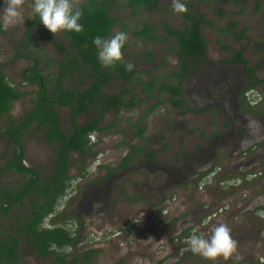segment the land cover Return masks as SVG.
<instances>
[{
    "label": "rangeland",
    "instance_id": "obj_1",
    "mask_svg": "<svg viewBox=\"0 0 264 264\" xmlns=\"http://www.w3.org/2000/svg\"><path fill=\"white\" fill-rule=\"evenodd\" d=\"M260 1V10L255 12V0H233L227 4L225 3V5L216 0H182V2L190 6L189 12L203 13L210 22L202 26L208 57L214 62H220V60L230 55L228 48L237 50L241 45L245 47L246 65L248 68L254 69L256 80L264 79V0ZM125 3L126 0H112L110 13L117 18V23L107 38H110L118 31L127 33L128 39L122 49L123 63L133 64L137 72L134 75V80L126 86L131 88L133 94L140 102L131 110L124 109L120 111L115 117L110 113L105 114L104 124L109 123L114 118L116 120V128L121 130L124 135L121 136L122 138L117 139L101 138L96 148L99 151H103L104 156L106 155L105 162L109 166L116 167L115 177L112 181L113 188L122 186L128 189V186L130 187L132 184H135L136 188H138L137 177L140 176L145 180V186H149L151 191L155 190L154 195H160V197L156 196V198H159L158 200L162 202L155 207H151L149 211L146 207L156 204L155 201L157 200L149 199L147 202L127 203L126 200L122 199L121 202L118 201L113 205L116 188L115 191L110 188L109 199L108 197L106 198V203L101 206V211L92 216H84L81 219L83 225L79 224V218L70 216L68 213V216H66L64 209L67 203L62 201L58 202L56 212L61 213L63 211L64 213L59 216V220H55L50 226L65 222V226L72 232L77 230V241L73 246L64 250L77 258V264H264V217L258 216L256 213V208H258V211L264 209L262 207L264 202H261L263 201L261 200L260 203H252L256 196L264 191V185L262 186L263 177L262 175H257L249 183L245 182V180L241 181V179L238 181L242 177V173L239 172L238 168L232 167L236 164V160L243 157L242 149L245 147L240 148L234 154V157L233 155L229 156V152L232 150L231 146H224V149L216 147L220 156L219 158H214V160L212 159L210 165L212 166L214 162L215 165H221L228 172L227 174L222 173L220 178V181L224 179L223 185L219 182L217 186L218 181H212V183L205 181V185L201 189H195L192 185H183L186 181L183 178H180L176 183L177 187L169 189L164 185L165 176L163 172H161L162 174L159 177L158 175L154 177L155 174L160 172H154L153 176H151L143 168L130 170L128 167L122 169L119 166L120 160L123 158L122 155L127 151V147L124 144H121L120 148L115 146L121 142L120 140L125 143L126 139L129 138L131 131L129 125L132 122H139L146 126V138H150V143L146 147L163 149L162 154L168 160L158 164L167 167L172 172L176 171L178 167L180 168V164L177 161L178 153L187 148L177 142L180 134L183 133L182 136H186V134L185 131L181 132L178 124H176L181 116H178V112L175 109L164 103L158 105L153 111H149L158 99L165 100L168 94L164 93L159 98L153 96L145 98L144 95L146 93L142 84V82H148L153 79L156 90L162 82L175 83L171 77H173V73H177L179 64L174 52L176 43L174 37L167 36L164 25H168L173 29L182 28L184 25L182 14L173 12L171 0H157L150 11L143 7L133 10L127 7ZM3 7L4 0H0V9ZM23 15L25 18L23 24L9 26L7 30H5L2 19H0V69L6 75L7 81L22 92L20 99L13 102L10 111V114L15 119L30 107V103L36 97L38 89L36 84L25 82L22 79L23 70L33 63L27 57L34 56L35 51H32L33 48L16 51L17 42L23 34L24 24L33 15L32 4L28 0H25L23 5ZM0 16H2V13H0ZM231 21L237 23V30L241 27H247L246 39L240 44L236 43L233 37L224 31L228 22ZM145 22L155 27V39L150 40L135 35V32L141 30ZM42 35L41 26H36L34 28V38L39 44L42 54L49 62V67L45 62L41 64L44 68L43 74L46 75L55 70L54 64L61 58V51L46 41ZM52 37L64 49L73 53L72 50L68 49V43L63 36V31L58 32L56 36L52 34ZM24 55L27 57H24ZM149 56L151 60L148 59ZM234 68L241 69V66ZM89 80V77L85 74L71 75L66 86L72 89H83ZM122 84V82L114 80L104 90V93H117L123 88ZM257 88L259 90L255 89L256 97L264 96V81L260 82ZM263 107L264 105L256 108L258 109L257 117L262 114L260 112L264 113ZM89 115H91V112L82 114L77 119L78 123L88 120ZM60 116L64 131H70L68 109H62ZM205 118L206 116L203 119L202 117H196L193 120L194 122L191 121V126L187 128H194L196 131L194 136L188 139L187 143L191 145L198 144L200 142L198 141V134L201 130L203 131L202 136H206L210 129L217 132L219 125H215V123L220 122L222 119H215L214 123L209 120L211 124H209V128ZM248 119L257 121L254 118ZM202 121L203 123H201ZM5 122L6 116L1 117L0 131L4 129ZM170 124L174 126L173 129L169 128ZM157 134H161L163 138H158ZM247 137L246 140H249ZM242 139L245 140L243 135ZM24 140L26 164L36 163L40 165L43 170V177H46L50 171L48 165L52 158L51 149L42 141V135L33 131H30ZM132 140L133 138H129V141ZM133 141L136 143L137 140L134 139ZM6 143V138H0V167L6 160L4 157V152L7 151H5ZM253 144L254 142L247 147V149L252 147L247 151V160L251 162L249 167L253 169L252 172L258 173L263 171L260 163L264 162V154H259L254 159L253 154L257 153V148ZM261 145L264 149V141L261 142ZM172 158H175L176 162L169 160ZM136 159L137 157L132 158L130 166H136ZM174 163L177 166L174 167ZM160 167L158 168L161 169ZM136 171L139 173L138 176H135ZM77 174V168L72 162L70 175L77 176ZM99 175L100 173L96 176ZM96 176H89L85 184H91L89 183L90 180ZM7 181L19 182V177H0V185L5 184ZM229 181L236 184H229ZM71 182L74 183L73 181ZM161 183H163V187H160ZM131 195L135 198H149L146 195L136 194L132 191ZM168 195L170 198L165 199ZM70 203L73 204L72 202ZM221 206L226 208L221 213H218L214 219H211L210 223L206 225L203 222L202 224L203 219L210 212L217 210ZM60 207L62 209H59ZM51 218L53 216L49 220ZM186 220L189 221L187 224L189 230L183 233L182 230L185 228L178 229V225H185ZM12 222V216L4 217L1 220L0 224L4 232L10 231ZM221 223L226 224L230 228L233 239L238 242L236 252L229 259L225 260L221 256L215 261H208L199 255H192L190 251L185 250L187 247L183 248L185 238L190 233L195 232L207 238L210 235L209 229L211 226ZM21 245L23 247L21 250L24 251L22 256L25 257L21 264H53L51 258L39 259L34 257L29 249L24 247L25 243L23 240ZM180 245L182 247H179ZM85 256L90 258L86 259ZM71 260L72 258L67 259L68 262Z\"/></svg>",
    "mask_w": 264,
    "mask_h": 264
},
{
    "label": "trees",
    "instance_id": "obj_2",
    "mask_svg": "<svg viewBox=\"0 0 264 264\" xmlns=\"http://www.w3.org/2000/svg\"><path fill=\"white\" fill-rule=\"evenodd\" d=\"M31 4L33 0H28ZM157 0H126V6L133 10L143 7L150 11L153 9ZM188 11L182 14L184 25L180 29H173L164 25L167 36L174 37L176 43L175 54L179 57L183 70L192 69L195 63L200 66L208 62L205 58L206 40L202 34V26L210 22L203 13L189 12L190 6L186 4ZM112 0H81L78 7L82 10L83 16L80 23L84 26L81 33L63 31V36L67 40L70 50L69 53L64 47L53 39L52 33L48 31L39 17L35 16L24 24L23 34L17 42L16 51L28 50L33 48L35 55L27 57L33 62L22 72V79L25 82L34 83L38 89L36 97L32 99V106L25 110L21 116L14 118L11 114V108L14 101L20 99L22 92L17 90L7 81L6 75L0 69V118L6 116L5 127L0 131V138H7L5 147V162L0 167L2 175L18 173L22 175L19 181V188L5 187L0 188V216H11L15 205L22 208L24 199L29 195L30 208L27 209L25 217L21 223H18L12 232H4L0 224V264H20L19 245L21 239L26 247L32 250L39 258L50 257L53 264H77L75 256L64 251L67 247L73 246L77 241V230L72 232L65 226V222L57 223L53 226H43V221L51 215L56 208L58 200L64 195L72 176L68 173L70 152H76L82 159L85 155L94 156L97 152H91L93 145L88 143V133L93 130H100L97 125L99 118L93 115V119L88 120L81 125H77L74 118L78 114L92 107L94 112L100 109L102 112L119 111L121 107L132 109L137 105L138 100L134 98H125V94L131 89L124 87L117 94L102 93L104 88L114 79L131 81L136 74L135 68L127 71L123 62H117L114 67L104 68L97 59V49L93 45V37L99 35L107 38L112 28L117 23V18L111 15L110 8ZM260 7L259 0H255L254 11L257 12ZM40 25L42 37L54 45L62 52V58L55 62V70L44 75L41 63L45 62L49 67L47 58L42 54L41 48L34 38V28ZM1 30V24H0ZM155 27L149 23H143L141 30L135 32V35L142 38L153 40ZM224 31H227L225 29ZM246 29H240L232 32L236 41L245 37ZM235 57L233 61L247 64L243 57V49L233 50ZM19 54V52H18ZM21 55V54H20ZM151 60V57H148ZM253 68H247L248 76L253 82L247 88H253L256 83L263 80H255ZM89 74V82L83 89H70L64 87V81L68 73ZM116 77H113V76ZM183 74L173 73V76L182 77ZM148 84V83H147ZM153 81L149 82L146 91H151ZM167 92L166 100H158L152 105L149 111L163 103L169 102L173 107L184 106V100L181 97L178 85L163 82L159 89L150 94L159 96L161 92ZM149 95V93H148ZM55 104L62 108H70V121L72 130L66 136L59 128V116L54 110ZM113 122L108 125L111 127ZM33 129L36 132L43 133V140L54 149V171L46 178H41L40 173L32 168L23 165L25 148L22 138L26 130ZM138 127V124H134ZM140 134V131L137 132ZM137 151H140L138 149ZM246 151H249L247 149ZM129 159L126 156L123 164ZM264 170V162L260 163ZM81 175L85 173L82 169ZM252 172V170L250 171ZM264 178V175H262ZM59 220V216L51 219V223ZM189 230L186 229L183 233ZM179 247H182L181 245ZM187 247L186 244L183 248ZM192 254V253H191ZM194 255V254H192ZM68 258H72L70 262ZM89 259V256H85Z\"/></svg>",
    "mask_w": 264,
    "mask_h": 264
},
{
    "label": "flooded vegetation",
    "instance_id": "obj_3",
    "mask_svg": "<svg viewBox=\"0 0 264 264\" xmlns=\"http://www.w3.org/2000/svg\"><path fill=\"white\" fill-rule=\"evenodd\" d=\"M216 1H219L221 2V4L225 5V3L227 4L228 2H231L233 0H216ZM259 2L261 1L259 0ZM259 10H260V7H259ZM236 27H237L236 22L234 21L228 22L227 27H226L227 29L226 32L229 33L233 37L236 43L240 44L246 39V33H247L246 28L247 27L245 26V27H241L238 29V30L244 29V28L246 29L245 37L243 39H240L239 41H236L235 37L232 35V32L238 31ZM241 48L243 49V57L245 58L244 56L245 47L240 45L237 50H240ZM68 49H70L69 45H68ZM228 49L230 51V55L227 58L220 60V62H214L213 60H211V58L208 57L207 47H206L205 58L208 60V62L203 63L200 66L198 65V63H195L192 69L187 68L183 70L180 64L179 57L177 58L179 62L177 66V69H178L177 73L183 74V75L181 78L179 76H173L171 78L172 80L175 81L174 85H178L180 88L181 97L184 100V106L175 108L167 101H164L163 103L159 105H162L164 103L169 104L171 108L175 109L178 112V116H181L180 120L176 122V124H178V128L181 130V132L185 131L186 136H182L183 133L180 134L177 138V142L179 145H184V147H187V148L183 150L182 152L180 151L178 153L177 161H178V164H180L179 165L180 168L178 167L176 171L172 172L167 167H163L161 164H158L159 162L160 163L163 161L166 162L168 160V158L166 159L165 156H163L162 154L163 149L161 150L160 148L158 149L156 147L149 148L150 146L146 147L147 144L150 143V138L149 139L146 138V134H145L146 126L140 124L139 122H132L129 125L130 130H131L129 138L130 139L133 138V140L134 139L137 140L136 143L133 140L129 141V138H127L125 143L122 142V140H120L121 142H119L115 146L116 148H120L121 144H124V146L127 147V151H125V153L122 155L123 158H121L120 164H119V166L122 169H125L128 167V169L130 170L131 169L139 170L140 168H143L151 176H153L154 172H160V173L155 174L154 177L156 175H158L159 177L162 174L161 172H163L165 176L163 180L165 181L164 185L169 189L170 188L174 189L173 187H177L178 185H176V183L180 180V178H183L184 180H186L183 185L185 186L192 185L195 189H199V188L201 189L204 186L201 184V182L208 175L211 176L210 183H212V181L214 182L218 181L216 184L217 186L219 182L223 185L224 179L220 181V178L222 176V173L227 174L228 171L224 170L221 165H215L213 162L211 166L210 163L212 159L214 160V158H219L220 156L218 152L219 150L216 149V147H218L219 149H224V146L229 145L232 147V150L229 152V156L233 155V157H234V154L238 152L240 148L245 147L244 149H242L243 157L241 159L236 160V164L233 165L232 167L238 168L239 172L242 173V176H244L246 172H250L251 170H253L251 167H249L251 162L247 160L248 153L246 150H247V147L254 142L253 145L256 146L257 148L256 150L257 153L253 154L254 159L257 158L259 154L264 153V149L262 148V145H261V142L264 141L263 139L264 138L263 137L264 136V113L260 112L262 114H260L258 117L256 115L257 110H258L256 108L257 107L259 108L264 105V96L260 95L259 97H255L254 100H249L246 97V93L248 92V90H253V89L259 90V88L257 87L260 85V83H256L253 88H247L248 85H250L253 82V79H251L248 76V72H247L248 67L244 63L233 61L235 54L231 48H228ZM61 58H62V52H61ZM236 66H241V69L234 68ZM41 67H43V65H41ZM75 74H79V73L77 72L73 74L71 72L68 73L64 81V87H67L66 83L68 79L70 78V76L75 75ZM86 75L89 77V74H86ZM253 75H254V70H253ZM113 77H116V76L114 75ZM134 78L135 77H133V79L128 82L126 81L124 82V80H120V79H114V80L122 82L123 88L126 87V88L131 89L130 87H127L126 85L131 83L134 80ZM254 79L256 80V78ZM114 80H112L110 84ZM150 81H153V84H154L153 79L149 80L148 82H142L144 91L146 93L144 95L145 98L146 97L148 98L149 96L159 98L164 93L168 94L167 92L164 91V92H161L159 96L150 95L156 92L161 86V84L163 83L162 82L156 90H155V84H154L152 87V90L147 92L145 88L149 87ZM107 88H104L102 90V93H104V90ZM123 88H121L120 91H122ZM117 93H113V94H117ZM148 93L150 94L148 95ZM124 96L127 99L133 96L132 98L134 99L132 100H137L132 90L131 92L128 91ZM138 102H140L139 99H138ZM31 106H32V102L30 103V107ZM157 106L155 108H157ZM62 109H68V121L70 124V131L68 132L64 131L62 124H61L60 111ZM124 109L131 110L126 107H121L120 110L116 112H113V111L102 112L100 109H98L97 112H94L93 108L89 107L74 118L75 123L79 126L82 123H85L88 120L93 119V115H94L97 118H99V122L97 125L100 127V130H93L90 133H88V143L89 145H93L91 152H95V151L97 152L94 156L85 155V157L81 159L76 152H73V151L70 152V156H69L70 164L68 167L69 168L68 173L70 174V168L72 166V162H74V165L77 168L78 174L77 176L71 175L72 178L69 180V185L66 188L64 195L58 200V202L66 201L67 204L64 209L66 216L70 214V216L79 218L78 222L80 225H83V222L81 221V219L84 216H92L96 214L97 212L101 211L100 210L101 206L104 203H106V198L108 197L109 199L108 193L110 194V188L112 191L113 190L115 191L116 187L113 188L112 181L115 177L116 167L109 166L107 162H105L106 155L104 156L103 151L97 150L96 147L99 144V141L101 138L103 139L122 138L121 136H123L124 134L122 133L121 130L116 128V123H115L116 120L112 118V120L109 123L104 124V116L105 114L110 113L115 117L116 115H118L120 111ZM54 110L57 112L59 119H60L59 120L60 130L66 136H68L72 130V125L70 121V108L69 107L62 108L55 104ZM23 112L19 116H21ZM88 112L89 113L91 112V115H89L90 116L89 119L88 120L86 119L85 121L79 124L77 119L80 118L82 114L88 113ZM204 116H206L205 118L207 120L206 124H208L209 128L211 125L209 120L212 121V123H214L215 119L216 120L222 119L220 122L215 123V125L217 124L219 125L217 132L212 131L210 129L206 136H202L203 131L201 130L200 133L198 134V141H200L198 144L191 145L187 143L188 139H190V137L192 138L196 131L194 130V128H187V127L191 126V121H193L196 117H202L203 119ZM248 118H254L257 121H252L251 119H248ZM112 122H113V125L111 127H108V125ZM135 123L138 124V127L134 126ZM201 123H203V121ZM169 128L173 129L174 126L170 124ZM30 131H33L34 133H37V134H41L42 141L52 151V158L49 161V165H48L50 167L49 168L50 171L48 172L46 176L47 178L54 171V165H53L54 149L47 142L43 140V136H44L43 133L36 132L33 129V126H31L30 129L26 130L25 136L22 138L24 148H25L24 139ZM138 131H140V134L137 133ZM242 135L244 136L245 140L242 139ZM157 137L160 139L163 138L161 134H157ZM246 137L249 138V140H246ZM250 148L248 149L250 150ZM138 149H140V151H137ZM25 152H24V159L22 162L23 165L36 169L40 173L41 178H45L43 177V174H42L43 170L41 169L40 165L36 163L30 164V165L26 164ZM194 155H197V156L194 157ZM126 156H129V159L125 162V164H123V159ZM133 157H137L136 159L137 164L136 166L132 167L130 165H131ZM169 160L176 162L175 158H172ZM191 162L193 163L190 165ZM175 166H177V164L174 163V167ZM158 167H160L161 169H159ZM83 168L85 170V173L81 175ZM99 173L100 175L96 176ZM94 175L96 177L90 180L89 183L91 184H85L87 180L89 179V176L92 177ZM138 175L139 173L136 171L135 176H138ZM194 175L196 176L194 177ZM7 176L19 177V181L22 178V175L18 173L2 175L0 172V177H7ZM137 178H138L137 183H139L138 188H136L135 184L130 185V187L128 186L129 190L130 188H132V190L130 191L122 186L119 188L118 187L116 188V191H115L116 195L114 197L113 205L116 204L118 201L121 202L122 199H124V201L126 200L127 203L137 202V201L147 202V200L149 199L157 200L155 201L156 204H152L146 207L149 211L151 207H155L160 202H162L161 200H158L159 198H156V196L160 197V195H154L155 190L151 191L149 189V186H145L146 182L145 180H143V178H141L140 176H138ZM71 181H73L74 183H72ZM147 185H150V184H147ZM160 185H161L160 187H163V183H161ZM19 186L20 185L18 181L17 182L7 181L3 185L1 184L0 188L5 187L7 189H10V188H19ZM131 191L135 192L136 194L146 195V197H149V198H144V197L135 198L134 196L131 195ZM168 198H170L169 195L166 196L165 199H168ZM261 200L264 201V191L261 192L259 195H257L252 203L253 204H255L256 202L260 203ZM70 202H72L73 204H71ZM95 202H100L101 206L93 207ZM22 206H23L22 208H20V206H17V205L13 207L14 213L11 214L13 218V222L11 224V228L9 229L10 231H8L7 233L14 231L16 225L18 223H21L23 218L25 217L27 209L30 208L31 206L29 195L24 199V203L22 204ZM262 207H264V204H262ZM57 208H58V203L52 215H48V216H53V218H55L56 216H62L64 212L63 211L61 213L56 212ZM59 209H62V207H60ZM256 209L258 210V208ZM4 217H7V216H0V223ZM49 219L50 217L49 218L47 217L46 219H44L43 226L49 227L50 224H52L51 220ZM186 221L187 222L185 223V225L183 226L180 224L178 225L179 226L178 229L185 228L184 230H182L183 232L189 228V226H187L189 221L188 220ZM22 240L23 239H21V242L18 248L19 253H20V264L23 258H25L22 256L24 251L21 250L23 248L21 245ZM24 247H26V245H24ZM29 251L31 254H33L34 257L39 258L36 255V253H34L32 250L29 249ZM46 258H50V257H46ZM39 259H44V258H39Z\"/></svg>",
    "mask_w": 264,
    "mask_h": 264
},
{
    "label": "clouds",
    "instance_id": "obj_4",
    "mask_svg": "<svg viewBox=\"0 0 264 264\" xmlns=\"http://www.w3.org/2000/svg\"><path fill=\"white\" fill-rule=\"evenodd\" d=\"M79 0H33L32 12L39 17L44 27L56 36L60 31L81 33L84 26L80 23L83 16L78 7ZM25 0H4V7L0 9L5 30L9 26L24 23L23 5ZM174 13H186L188 7L182 0H171ZM126 32L118 31L110 38L99 35L93 37L92 43L97 49V59L104 68L114 67L117 62H123V47L127 42ZM127 71L134 65L127 63ZM100 202H95L93 207H100ZM49 218V216H48ZM210 235L205 238L195 232L185 238L186 251L199 255L208 261H215L218 257L229 259L237 250V241L233 239L231 230L226 224H217L209 229Z\"/></svg>",
    "mask_w": 264,
    "mask_h": 264
},
{
    "label": "built area",
    "instance_id": "obj_5",
    "mask_svg": "<svg viewBox=\"0 0 264 264\" xmlns=\"http://www.w3.org/2000/svg\"><path fill=\"white\" fill-rule=\"evenodd\" d=\"M256 93V91L253 89V90H248V92L246 93V97L249 99V100H254L255 99V97H256V95H257V93ZM257 175H264V170L263 171H259L258 173H256V172H246V174L244 175V176H242L241 178H239V180L238 181H240V179H241V181L242 180H245V182H247V183H249L252 179H254V177H256ZM258 176V177H259ZM205 181H207V182H210L211 181V176L210 175H208V176H206L203 180H202V182H201V184L202 185H205ZM206 182V183H207ZM228 182V181H227ZM226 183V182H225ZM229 184H232V185H234V184H236L235 182H230L229 181ZM228 185V184H227ZM226 208V207H225ZM225 208H223L222 206L221 207H219L217 210H213L212 212H210V214H208L204 219H203V221H202V224H203V222L207 225L208 223H210L211 222V219H214V217L218 214V213H221L222 211H223V209H225ZM256 213H257V215L258 216H262V217H264V209H261V210H257L256 211ZM52 215V214H51ZM49 217H51V216H49ZM212 227V226H211ZM209 228H210V226H209Z\"/></svg>",
    "mask_w": 264,
    "mask_h": 264
},
{
    "label": "crops",
    "instance_id": "obj_6",
    "mask_svg": "<svg viewBox=\"0 0 264 264\" xmlns=\"http://www.w3.org/2000/svg\"><path fill=\"white\" fill-rule=\"evenodd\" d=\"M264 154V153H263ZM263 183H262V186L264 185V178L262 179ZM263 192V191H262ZM264 202V201H263Z\"/></svg>",
    "mask_w": 264,
    "mask_h": 264
}]
</instances>
